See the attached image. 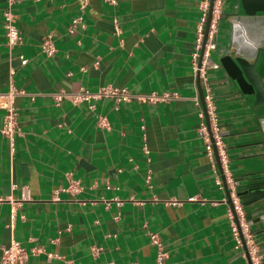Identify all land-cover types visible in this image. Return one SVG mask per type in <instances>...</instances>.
<instances>
[{
  "label": "crops",
  "instance_id": "obj_1",
  "mask_svg": "<svg viewBox=\"0 0 264 264\" xmlns=\"http://www.w3.org/2000/svg\"><path fill=\"white\" fill-rule=\"evenodd\" d=\"M232 1L221 0L217 48L229 36L224 14ZM199 2L12 0L21 38L8 47L7 0H0V90L10 77L24 91L13 98L17 133L12 140L0 134V264L11 241L21 248L13 264H155L147 233L161 242L162 264H253L231 197L234 178L264 165L253 156L255 120L242 94L227 92L215 62L206 69L221 141L214 143L203 84L191 66ZM213 3L206 0L200 21L198 63ZM46 33L55 47L48 55L39 47ZM257 76L263 85L264 72ZM105 85L175 94L156 102L105 96L54 102L58 91ZM199 111L210 155L196 132ZM3 114L0 108V125ZM249 227L264 264L263 228Z\"/></svg>",
  "mask_w": 264,
  "mask_h": 264
},
{
  "label": "built area",
  "instance_id": "obj_2",
  "mask_svg": "<svg viewBox=\"0 0 264 264\" xmlns=\"http://www.w3.org/2000/svg\"><path fill=\"white\" fill-rule=\"evenodd\" d=\"M106 1L110 4L115 3V0H106ZM11 2L12 0H7V5L5 9H3L2 11L5 43L8 47H11L12 45L18 43L21 38L19 31L14 22V14L10 10ZM220 4H221V0H214L212 6V12L213 13L215 12V16L213 15L209 23V27L207 31V39L204 44V50L200 62L198 63L196 62V55H197V49L199 48L200 35H201L200 21L204 18L205 8H206V0H200L199 8L201 14L199 17V21L196 24V38L194 45L195 48L194 51H192L191 53V66L193 70L198 71V74L203 84L204 98L206 102L208 117L210 120V133L212 134L214 143L216 145H220L221 141L219 135V128L216 123V119H217L216 114L213 110L211 93H210L209 85L207 83L206 69L208 67H213L216 65V63L210 57V51L215 47L216 19L218 17V13L220 10ZM79 19L80 16H77L74 19H72V25H74L77 21H79ZM114 30L115 32L118 31L117 24L114 25ZM39 47L41 51H43L47 55L54 52L55 47L52 42L50 33H46L41 37L39 42ZM25 61L26 59L24 57H20L21 63H24ZM9 72H11V69ZM23 92H24L23 89L14 86L10 77H9L8 87L4 91L0 90V108L4 109L2 123L0 125V134L5 136L9 140H12L13 135L18 131V127L15 119L16 111H15V106L13 104V98L16 94H20ZM174 94H175L174 92H166V91H162V92L149 91L148 93L145 94H132L123 86L105 85L103 87H100L96 91H89L88 89L83 87H79L78 90L72 92L58 91L54 95V102L57 103L59 100L66 98L70 102L76 103L80 100L89 101L90 98H95L99 96L111 97L115 101L129 100L131 98H136L142 101L156 102V101H166ZM89 106H92V104H90ZM198 116H199V121H198V126L196 128V132L198 137L201 138L204 144L205 151L210 155L211 148L209 143V132L204 123L202 112L199 111ZM98 121L101 126L107 125L106 119L103 115L98 116ZM145 181L147 183L149 182L148 174L145 176ZM193 199H194L193 197L187 198V200H193ZM231 199H232L233 209L238 219L240 220V227L245 239V243L247 245L248 254L251 257L253 264H259L252 232L249 225L247 224V221L244 219V213L242 211V207L234 193L232 194ZM166 203L170 205H175L178 204L179 202L176 200H169ZM227 218L229 219L231 235L235 244L234 246L239 247L240 238L238 236V232L235 226V222L233 220V216L229 212V210L227 211ZM9 226L12 227V224H10ZM147 235L150 243L154 245L156 248L154 263L162 264L163 259L165 257V252L162 249V245L158 236L155 233H147ZM20 257H21V248L18 246L16 242L11 241L9 246L2 250L1 260L4 264H13L14 262H17V260Z\"/></svg>",
  "mask_w": 264,
  "mask_h": 264
},
{
  "label": "water",
  "instance_id": "obj_3",
  "mask_svg": "<svg viewBox=\"0 0 264 264\" xmlns=\"http://www.w3.org/2000/svg\"><path fill=\"white\" fill-rule=\"evenodd\" d=\"M230 8L224 14L228 39L222 48L215 46L210 57L227 76V92L242 94L255 120L253 156L264 164V84L257 76L258 71L264 72V0H233ZM233 185L247 224L260 222L264 231V165L257 172L234 178Z\"/></svg>",
  "mask_w": 264,
  "mask_h": 264
}]
</instances>
